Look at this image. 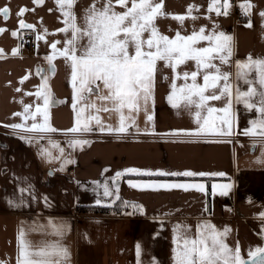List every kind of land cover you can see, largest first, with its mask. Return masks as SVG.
Masks as SVG:
<instances>
[{"label":"crops","instance_id":"0c3cea01","mask_svg":"<svg viewBox=\"0 0 264 264\" xmlns=\"http://www.w3.org/2000/svg\"><path fill=\"white\" fill-rule=\"evenodd\" d=\"M243 2L244 0H237L234 5L239 6ZM250 2L255 7L251 9L250 17L246 15L244 20H238L233 15L217 17L215 13L211 14V21L220 25L219 30L233 36V61L245 60L249 54L254 59L264 58V21L259 15L264 10V0ZM90 3L91 0H79L76 12L81 14L82 9ZM208 3L209 0H164L165 11L170 14H184L188 5L199 6V10L194 11L193 15H199L201 19H186L181 26L170 17L160 18L157 21L160 30L169 36H174L177 30L185 35L191 34L194 25L197 30L204 25L210 32L212 22L204 18L209 15ZM5 6L10 7V12L7 19L0 13V27L7 29L0 33V48L5 52L4 58H0V261L17 264V236L21 227L26 230V238L34 247L39 246L42 240L56 239L42 235L43 230L39 227L47 223L48 217L57 222H66L70 228L63 239V243L70 249V264H137V242L142 249L141 264H151L152 257H156L161 264H171L173 225L178 222L190 225L193 237L198 221H210L220 230L228 226L231 231L225 242L233 248L239 242L244 257H247L249 246L254 249L264 245L260 235L264 218L259 215L264 211L261 207L264 205V163L256 162L262 153L259 143L253 149V141L249 137L236 133L231 137L209 134L171 135L174 130H194L196 125L187 110L183 107L174 109L168 103L167 94L171 90L173 73L160 63V71L156 76L155 103L153 105L149 102V114L153 115V121L147 122L141 111L136 116V123L141 129L139 134L135 128L131 129L132 134L121 136L94 132L76 137L90 140L89 145L75 150L69 148L66 141L73 136H66L64 130L72 128L75 122L71 70L63 58L57 57L53 61L55 72H51L48 70V61L44 59L52 52L51 42H62L65 39L63 33L57 32V29L64 27L61 13L55 0H43L40 4H35L34 0H0V7ZM21 6L30 9L23 19L36 26L31 30L35 35V49L32 51L26 50L20 43L21 34L28 31L19 28L16 14ZM249 18L253 25L251 28L246 27ZM44 28L48 30L47 35L42 31ZM12 30H17L19 35L13 37ZM36 35L43 38L37 41ZM17 46L18 53L13 56L12 49ZM200 46H208V42L201 41ZM214 63L219 65V60ZM37 66L43 70L41 74H37ZM193 70V61L177 69L181 77L183 71ZM226 70L235 72V67ZM25 75L29 78L20 83ZM164 76L169 79L165 80ZM42 77H47V90L50 94L49 122L52 127L60 130L50 134V138L58 141L65 150L64 155L74 161L63 171L60 170L59 160L49 163L38 154L39 147L43 145L49 147L54 157L59 156L58 149L51 148L47 138L39 144H27L10 129L2 126L21 122L20 118L12 116L14 112L23 110L21 100L24 104L43 105V100H38L34 95L38 90L37 86L45 82ZM198 82H203L202 76L198 77ZM183 83L182 78L176 81L177 86ZM239 83L242 89H247L243 81ZM17 88L22 91L17 92ZM90 100H96V96H91ZM214 106L223 105L215 102ZM235 107L238 111V132L242 133L249 126V120L255 119L258 114L254 110L249 112L243 104ZM85 114L87 115V111ZM99 115L105 123L118 122L116 114H112L111 118L107 112H100ZM146 128L148 132L144 131ZM130 167L153 171L224 172L226 175L197 178L196 182H202L206 186V193H201L194 189H134L129 186L128 180L141 177L126 173L119 180V195L124 201L143 205V212L131 207L124 208L120 213L77 210L78 205L97 206V195L92 191L91 181H100L102 184L108 180L111 185L109 178L115 176L117 171ZM105 169L108 171L105 172ZM14 175L30 177L19 186L33 185L37 196L36 200H30L19 208L9 207L5 199L20 195ZM214 183H229L233 186L227 196L219 195V190L214 195ZM102 191L101 188V195ZM24 195L28 197L29 194L25 192ZM44 195L48 197V205L42 198ZM126 212L134 214L127 215ZM165 212L174 214L162 216ZM160 219L165 221L162 228ZM157 232L159 235H156Z\"/></svg>","mask_w":264,"mask_h":264},{"label":"snow or ice","instance_id":"6c2138e0","mask_svg":"<svg viewBox=\"0 0 264 264\" xmlns=\"http://www.w3.org/2000/svg\"><path fill=\"white\" fill-rule=\"evenodd\" d=\"M43 0H34L35 4ZM79 0H55V4L62 16L64 27L57 32L65 35L64 41L51 42L52 52L44 57L48 61L49 71L55 72L53 61L61 57L70 67V79L73 89L72 108L75 113L74 126L64 130L72 139L66 141L68 147L75 150L83 148L91 143L82 137L86 134L98 132L100 134H117L118 136L132 134L135 128L139 134L141 129L136 123V116L143 111L147 122L154 117L149 114V102L155 103L156 76L160 71L159 64L170 68L173 77L170 82V92L167 101L172 108L179 110L183 107L193 118L196 125L194 130H174L171 135L201 136L205 134L231 137L234 133L243 134L253 141V149L256 143L262 148L261 157H264V58L254 59L251 54L245 60H232L234 54L233 36L219 30L220 25L211 21V14L229 16L233 7L231 0H209L207 6L208 16L204 17L212 22V29L207 31L206 26L201 25L197 30L195 25L191 34L182 35L177 30L174 36L164 34L157 23L160 18H171L178 21L181 26L186 19L196 21L201 19L199 15H193L199 10L197 5H188L184 14H170L165 11L164 0H91V3L82 9V13L76 12ZM242 12L250 17L251 9L255 7L250 0H244L239 5ZM30 11L26 6L18 9V24L20 29L33 30L34 24L26 23L23 16ZM10 7H0V13L7 19ZM264 21V10L259 13ZM253 25L249 18L246 27ZM264 27V23H262ZM7 29L0 27V33ZM47 35L48 30L42 29ZM171 31V28H169ZM11 35H19L17 30H12ZM43 37L36 35L39 41ZM201 41H207L208 46H200ZM61 45V47H58ZM18 48L12 49V55L18 53ZM4 49L0 48V58H4ZM219 60V65L214 61ZM195 63V70L181 73L177 71L180 66H186L187 62ZM235 67V72L230 70ZM37 66V74L42 73ZM202 76V83L198 77ZM29 77L25 75L20 83ZM183 79L184 83L177 86L176 81ZM44 83L37 86L34 93L37 99L43 100V105L36 103L24 104L21 100L22 111L14 112L13 118H20L21 122L2 125L10 129L16 136L27 144L37 143L47 138L48 145L58 149L59 156L54 157L49 147L41 145L38 154L42 159L51 163L60 161V170L72 164L74 161L64 155V148L58 141H53L50 134L60 130L52 127L49 122L50 94L48 92L47 77H42ZM165 80L169 77L164 76ZM189 80L191 81L189 83ZM239 81L247 85L242 89ZM40 89H43L41 91ZM17 92L22 89L17 88ZM33 95V93H26ZM95 95L96 100H90ZM83 102V105H81ZM99 102V103H98ZM220 102L222 107H215L214 103ZM243 104L249 112L255 111L258 115L249 120V126L238 132V111L235 105ZM34 107V110H33ZM127 110V113L125 112ZM87 111V115L85 114ZM96 113V114H93ZM100 112L116 114V124L105 123ZM42 118V119H40ZM39 120V122H38ZM148 132L146 128L144 130ZM154 132V128H153ZM257 158V163H264V159ZM7 171V169H4ZM105 172L108 169L104 170ZM126 173L136 174L141 177L137 180H128L130 187L140 190H197L206 193V186L202 182H196L197 178L224 177V172H196L192 170L167 171L163 169L150 170L141 168H125L117 171L115 176L105 180L91 181L92 191L97 195L95 205L112 207L117 201H121L123 208L131 207L133 210L144 211L143 205L130 201H123L119 195V180ZM51 174V172L49 173ZM143 177H147L146 179ZM20 193L19 197H5L9 207L19 208L36 200V192L33 185L21 187L30 177L14 175ZM79 183V182H77ZM232 184H212V193L227 196ZM102 188V195L100 189ZM29 195L25 197L24 193ZM48 205V197H42ZM264 208V205L261 206ZM207 211V208H205ZM133 215L134 212H126ZM172 212L162 213V216L173 215ZM264 218V211L260 214ZM161 228L165 221L160 219ZM39 227L42 235L56 237L53 240H42L39 246L34 247L26 238V230L21 227L18 232L17 264H70V249L63 243L66 233L70 230L66 222H57L52 217L47 218L46 224ZM231 229L224 226L222 230L210 221H198L196 233L193 237L191 226L184 222L173 225L172 257L173 264H264V245L249 246L247 259L241 252L239 242L235 248L226 242ZM156 235H159L157 232ZM261 239L264 240V226L261 230ZM137 264H141V244L135 245ZM0 264H7L0 261ZM151 264H161L152 257Z\"/></svg>","mask_w":264,"mask_h":264},{"label":"built area","instance_id":"2783aa9c","mask_svg":"<svg viewBox=\"0 0 264 264\" xmlns=\"http://www.w3.org/2000/svg\"><path fill=\"white\" fill-rule=\"evenodd\" d=\"M237 0H231L233 7L229 10L230 15H233L238 20L246 19V14H244L239 6H235ZM21 45L28 51L35 49V35L32 31H25L20 36ZM236 140V138H233Z\"/></svg>","mask_w":264,"mask_h":264},{"label":"trees","instance_id":"16d2710c","mask_svg":"<svg viewBox=\"0 0 264 264\" xmlns=\"http://www.w3.org/2000/svg\"><path fill=\"white\" fill-rule=\"evenodd\" d=\"M123 209L124 208L121 206V201H117L116 205H114L112 207H107V206H85V205H78L77 206V210L81 211V212L91 211V212H98V213H110V212L120 213Z\"/></svg>","mask_w":264,"mask_h":264},{"label":"rangeland","instance_id":"374dc122","mask_svg":"<svg viewBox=\"0 0 264 264\" xmlns=\"http://www.w3.org/2000/svg\"><path fill=\"white\" fill-rule=\"evenodd\" d=\"M172 239H173V238H171V247H173ZM231 247L233 248V246H231ZM171 264H173L172 260H171Z\"/></svg>","mask_w":264,"mask_h":264},{"label":"water","instance_id":"95a60500","mask_svg":"<svg viewBox=\"0 0 264 264\" xmlns=\"http://www.w3.org/2000/svg\"><path fill=\"white\" fill-rule=\"evenodd\" d=\"M245 259H247V257H244Z\"/></svg>","mask_w":264,"mask_h":264}]
</instances>
